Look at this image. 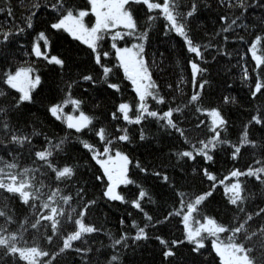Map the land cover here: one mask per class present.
Returning a JSON list of instances; mask_svg holds the SVG:
<instances>
[{"label": "trees", "instance_id": "trees-1", "mask_svg": "<svg viewBox=\"0 0 264 264\" xmlns=\"http://www.w3.org/2000/svg\"><path fill=\"white\" fill-rule=\"evenodd\" d=\"M37 2L44 5L47 0H37ZM65 2L69 7L77 10L88 11L89 8L88 0H65ZM160 2L162 3V0ZM190 3L191 0H181V10H186L185 5H190ZM0 8L3 9V12L0 13V24L7 21L6 28L19 24L26 29L23 34L14 37L5 50L0 51V70L9 68L14 72L19 66H31L35 69L33 76L38 75L41 78L40 85L31 93L33 103L23 104L20 119L17 120V117L13 115L12 120L18 126L24 127L25 131L31 132L34 126L43 133V135L33 138V143L37 148L44 144V136L54 142H58L66 135L70 137V142L65 145V151L59 153L55 160L61 166H72L75 169V175L72 180L59 184V187L65 194L72 196L71 204L77 209V212L81 210L85 202L95 201L88 207L84 222L101 230L85 235L83 240L73 242L74 247H91L92 251L87 256L82 257L73 250H66L55 259L41 258V264H44L45 261H50V264H106L113 251L109 247L108 234L111 233L116 237L122 233L134 235L135 229L131 225L133 221H136L141 227L145 226L148 223L145 213L152 217L154 223L163 220L165 216H168V220L166 223L156 224L155 227H147L145 231L148 233L149 239L135 243L129 240V247L121 249V264H167L162 255L161 245L152 237L161 236L168 241L184 239L182 216L175 214L169 216V213L180 210V197L177 193L184 192L191 198L207 193L214 182L207 179L204 170L214 175L217 181L225 180V183L230 185L235 182V178L226 179L230 172L233 169L246 170L250 165L260 167L261 165L255 162L257 159H264V150L242 147L238 158L233 159V149L229 145H218L210 153L213 157L211 161H206L201 155H196L194 159L180 158L175 153L192 150V145L186 143L175 130L161 128L152 118L143 120L139 125L127 124L122 118L113 120L111 113L121 102L128 103L132 107L129 115L134 118L138 98L131 82L124 76L122 68L118 67L119 62L116 60L112 44L115 43L117 47L123 48L130 47L137 41L129 37L112 41L108 34L105 35L104 40L99 42L98 51L101 54V62L113 69L110 81L119 85L120 90L114 91L107 88L106 85L94 87L90 82H80L72 88L71 95L83 102L81 109L86 114L96 118L94 126L97 129L104 126L112 133L113 137L121 134L116 131L117 126L128 130L131 142L115 141L111 145V155L114 156L115 151L119 150L128 156L131 163L128 166L127 175L136 183L118 185V194L122 195L125 201L138 199L140 189L137 185L142 186L148 194L140 201L143 211L133 208L130 203L108 200L103 196L108 184L107 177L104 176L100 165L92 158V153L82 146L77 137L94 145L96 150L103 149L104 144L87 129L81 133L67 129L64 123L51 117L48 112L49 106L59 104L64 100L68 82L79 80L83 75L90 74L94 77L102 75V69L96 64L94 54L87 45L73 39L68 33L52 29L50 24L56 21V13L43 6L37 10L29 8V0H24L23 3L21 0H0ZM9 8L13 13L11 18L7 15ZM130 8L141 29L147 23L149 15L158 16L151 22V27L147 29L144 57L150 66L152 80L158 86L156 91L164 97L166 102L157 104L149 98L150 110H157L162 114L169 107L188 105L184 108L183 113H174V119L179 122L182 128L188 130L185 135L195 143L199 139L212 135L207 130L211 121L206 112L212 108L219 109L228 122L225 126L226 131L221 133L222 137L237 143L243 132V126L253 115H256L257 108H260L264 114V95L258 94L257 98L253 99L250 94L254 88L257 74L251 71L255 62L248 51L255 37L258 34L264 35V26H256L258 24L256 17L264 12V9L249 8L245 16L238 21L241 26H234L233 31L224 33L221 32V28L225 26V23L230 22L233 14L240 15L241 9L229 8L227 0L223 7L219 0H203L196 16L189 24L188 35L194 43L214 45L206 51L201 49L207 61L204 62L196 58L194 53L187 51L184 39L178 36L174 30L166 33L167 21L161 14L158 12L149 13L143 4H131ZM30 11H36V16L33 18V28L27 29L24 17L29 15ZM254 12L256 15H253ZM222 16H228L229 21L222 22L220 19ZM40 32H45L48 38L46 55L49 58L56 56L62 59L64 61L63 68L49 64L44 58L37 59L31 54L32 44L36 42V37ZM217 33L220 34L216 35ZM225 36L228 37L227 41L224 39ZM239 37L244 38L243 42L239 40ZM39 44L41 50L45 51L44 42L39 41ZM259 47L260 51L257 54L264 55V44ZM217 49H220V52ZM26 52L29 55H25ZM105 52L108 53L107 57L103 56ZM190 60L207 69L203 76H198L195 89L192 83ZM244 68L249 69L250 78L248 80L242 78ZM181 78L184 81L182 84L180 83ZM205 79L208 83L201 91L200 100L189 104L193 92L200 91L199 82ZM178 84L180 85L179 91L177 90ZM0 88L7 89V85L0 84ZM7 91V96L0 97V104L9 103L11 97L19 95L14 90L7 89ZM225 96L234 97L235 102L225 104ZM196 106H200L204 112H196ZM64 112L72 115L79 114L73 112L71 105L65 107ZM200 121H204L205 124L199 129L195 128V125ZM141 130L145 136L144 140L140 139ZM248 131L250 139L257 141L264 139V128L261 126L253 124ZM254 151L256 155H253ZM0 155L11 159L7 149L0 148ZM33 160L34 157L29 158L27 152H23L20 156V167H40L42 165L40 161H36L33 165ZM137 162L147 168L149 173L159 171L162 176L167 175L168 182H163L162 176L145 175L136 166ZM44 171L48 172V175L39 176L38 174V180L43 179L45 184L50 186L45 189L47 192L56 187L57 182L48 169L45 168ZM97 177H101V179L98 180ZM240 179L246 181L245 188L253 194L245 205L247 210L254 212L257 206L264 207V195H261L264 193V185L258 184L254 177H241ZM80 189H83V192L78 195ZM8 196V193H2L0 200ZM7 203L11 207V214L14 215L18 223H23L25 217L31 221L35 220L34 210L20 203L18 197L9 198ZM55 206L63 207L66 211L70 210L68 206L59 201ZM236 214V207L229 204L225 196L224 185H218L213 190V194L199 206V212L193 215L201 221L204 216H208L214 218L218 223L228 226L233 223ZM241 217L243 218V214ZM260 222V219L257 218L252 221V224ZM0 223H3V218H0ZM18 223L8 225L9 229L15 231ZM43 223L49 224L50 222L44 221ZM192 224L198 226L194 220ZM74 228L73 224L66 223L63 235L66 236ZM51 234L50 227H42L39 232L29 229L24 233L29 245L35 243L41 249L54 254L59 247H62L63 237H54L50 243L47 237ZM228 235L227 232L223 233L221 238L227 239ZM212 239L208 237L205 240L206 247L200 250L201 254L192 252L193 246L190 244L179 245L174 249L176 257L170 258L172 264H220L219 257L211 248ZM97 249L100 251L97 252ZM19 264H25V262L20 261Z\"/></svg>", "mask_w": 264, "mask_h": 264}, {"label": "snow or ice", "instance_id": "snow-or-ice-1", "mask_svg": "<svg viewBox=\"0 0 264 264\" xmlns=\"http://www.w3.org/2000/svg\"><path fill=\"white\" fill-rule=\"evenodd\" d=\"M24 0H21L23 3ZM220 5L223 7L225 0H219ZM91 6V14L95 16V24L91 27H87L84 22V18L89 15L87 10H77L69 7L65 0H47V3L41 5L37 0H29L30 9H40L42 6L50 11L56 13V21L50 24V27L57 31H64L68 33L73 39L80 41L87 45L94 54V59L97 65L102 69V75L94 77L93 75H83L79 80H73L67 83V94L64 100L59 104L49 106L48 112L54 119L61 121L67 127V129L74 130L75 133H81L84 130H88L90 133L95 134L99 141L104 144L103 151L96 150L95 146L87 141L80 139L82 146L92 153V158L100 165L104 171V176L107 177L108 184L103 196L110 201H120L130 203L133 208L139 211H143L141 200L148 194L145 192L142 186L137 185L140 189L138 192V199L133 201H125L124 197L117 192L118 185L134 184L135 181L128 178V166L131 163L128 156L121 151L116 150L115 155H111V145L115 141L119 142H131L128 135V130L117 126L116 131L120 132L119 136L113 137L112 133L108 131L104 126H100L98 129L94 126L95 117L86 114L81 109V100L74 98L71 95V90L80 82H90L94 87L98 85H106L107 88L114 91H119V85L110 81V75L113 69L105 66L101 62V54L98 51L99 42L105 39V35L110 34L112 41L122 40L125 37H129L137 41L130 47H117L115 43L112 47L115 49L116 60L119 62L118 67L123 69L124 76L133 85V90L138 98V105L135 106V117H130L129 113L132 111V107L128 103L121 102L117 106L116 110L111 113L113 120L123 119L127 124H141V122L147 118H152L157 121L161 128L173 129L185 140L186 143L192 145V150H184L175 153L180 158L194 159L196 155H201L206 161L213 159L210 154L218 145H229L232 149V158L237 159L241 153L242 147H250L254 150H264V139L252 140L249 138L248 129L253 125H259L264 128V114L260 108H257L256 115H253L251 119L243 126V132L239 137L237 143H233L222 137L221 133L226 131L227 120L222 116L221 111L216 108H212L206 112V115L210 117V125L207 126V130L212 133L211 136L199 139L195 143L185 135V128H182L177 120L174 119V113H183L184 108L188 105H177L175 108L169 107L162 114L157 110H150L148 99L151 98L157 104H164L166 101L164 97L160 96L157 89V84L152 80L150 66L148 65L145 57V45L144 41L147 39V29L151 27V22L156 20L158 16L149 15L147 17V23L144 28L141 29L134 15L131 11V4H143L146 6L149 13L158 12L167 21L166 33L175 31L178 36L184 39L189 53H194L195 57L201 61L207 62L201 49L205 51L214 47L211 43L197 44L188 35L189 24L196 16L203 0H191L190 5H185L186 10H181V0H88ZM229 8L241 9L240 15H234L230 19V22L225 23V26L221 28V32L227 33L234 30L235 27L241 25L238 21L248 12L249 8L264 9V0H227ZM3 9L0 8V13ZM7 15L11 18L13 16L12 9L7 10ZM253 15H256L254 12ZM36 16V11H30V14L24 17V24L27 29L33 28V18ZM258 24L256 26H264V12L257 15ZM222 22L229 21L228 16L220 17ZM7 21L0 24V51L7 48L13 38L19 36L25 32V27L14 24L8 26L5 25ZM252 27V26H249ZM117 29H123V31H117ZM217 33L216 35H219ZM225 41L228 37H224ZM243 37H239V40L243 42ZM39 41L44 42L45 51L41 50ZM264 44V35L258 34L255 37L254 42L251 43L248 51L251 53L252 60L255 62L252 72H255L256 82L254 88L251 90V97L257 98V95H264V55H258L260 47ZM48 45V38L45 32L38 33L36 42L32 44L31 54L37 59L44 58L49 64H55L63 68L64 61L56 56L48 57L46 55V49ZM23 47V45H21ZM220 52V49H217ZM227 54V53H225ZM29 55V53H25ZM108 53H103L104 57H107ZM163 56V53H161ZM215 59V58H213ZM192 73V83L195 89L198 81V76H203V73L207 71L200 67L197 63L189 61ZM35 69L31 66H19L15 71L6 68L0 70V84L7 85V89L14 90L19 93L18 97H11V101L6 104H0V148L7 149L8 156L11 159H7L0 155V194L8 193V197H4L0 200V218H3V223H0V264H19L20 261L25 264H41V258L50 257L55 259L56 256L62 254L66 250H73L79 253L82 257L87 256L91 251V247H74V241L83 240L87 234H92L101 231L94 226L87 225L84 222V216L88 207L95 201L85 202L79 212L72 207V196L65 194L59 187V184L72 180L75 175V169L69 165H59L55 157L65 151V145L70 142L69 136H64L54 142L47 136H44V144L37 148L33 143V138L43 135L34 126L31 132L25 131L24 127H20L17 123H14L12 116L15 115L17 120L22 116V105L25 103H33V97L31 93L40 85L41 78L38 75L33 76ZM244 80L250 78V72L248 68L243 69ZM180 83H184L181 78ZM208 81L202 80L199 82L200 91H194L190 97L189 104H193L200 100L201 91L204 89ZM171 88V85H169ZM231 87V85H229ZM7 89L0 88V97L8 95ZM87 91V89H85ZM177 90H180V85H177ZM235 102L234 97L225 96L224 103ZM68 105L72 106L73 112H78L79 115L67 114L64 112V108ZM196 112H204L200 106H196ZM119 113V115H117ZM204 121H200L195 125V128L199 129L204 125ZM140 139L144 140L145 136L143 130H141ZM199 145V146H197ZM23 152H27L29 158L34 157L33 165L36 161L42 162L40 167L25 166L20 167V156ZM256 155V152H253ZM104 156L106 159H101ZM257 164L260 167L250 165L246 170L233 169L230 175L226 179L235 178V182L229 184L225 183V180L217 181V178L210 174L207 170H204V174L209 181L214 183L211 185L210 190L207 193L199 194L195 198H191L184 192H178L180 197V210L170 215L182 216L184 239L183 240H171L168 241L161 236H154L162 248V255L164 261L167 264H172L170 258L176 257L175 248L179 245L187 243L192 245L191 251L196 254H201V249L206 247L205 240L208 237L213 238L211 240V248L215 255L219 257L220 264H264V207L257 206L254 212H249L245 207L246 203L252 198V193L245 188L246 181L241 180V177L255 178L256 182L260 185H264V159H257ZM136 166L145 173V175H154L161 177L162 174L159 171H153L149 173L147 168L142 167L139 162ZM48 169L57 182V186L50 191H45L50 187L46 185L43 179L38 180L39 176L48 175L44 169ZM101 179V177H97ZM162 181L167 183V175L162 176ZM218 185H224V193L228 200V203L235 206L237 214L233 218L231 225L225 226L218 223L214 218L204 216L203 221L198 217H194V213L199 212V206L213 194V190ZM83 192L80 189L78 195ZM264 195V193H261ZM18 197L20 203L33 209V215L36 217L34 221H31L28 217L24 218L23 223H18L11 214V207L7 203L9 198ZM82 198V197H81ZM150 199V197H149ZM68 206L69 211H66L63 207L55 206L57 202ZM46 210V211H41ZM243 214V218L241 217ZM148 223L141 227L136 221H133L132 228L135 229V234L130 235L128 233H122L119 237L108 234L110 241L109 247H111L112 254L106 261V264H121V249L129 247L128 241L131 240L134 243L147 240L150 237L145 231L147 227H155L158 223H166L168 216H165L163 220H158L155 223L151 216L147 213L144 214ZM259 218L260 223L253 225L252 221ZM198 226H193L192 221ZM50 222L44 224L43 222ZM12 223H18V227L15 231L9 229L8 225ZM73 224L75 226L66 236L63 235V229L65 224ZM123 224V221H121ZM42 227H50L51 235L47 237L51 243L54 237L62 236L63 244L59 247L58 251L54 254H50L49 251L43 250L33 243L29 245L25 238L24 233L29 229L39 230ZM229 233L227 239H222L221 234ZM88 243L87 241H84ZM103 247V245H102ZM97 252L100 249L96 250ZM44 264H50V261H45Z\"/></svg>", "mask_w": 264, "mask_h": 264}, {"label": "rangeland", "instance_id": "rangeland-1", "mask_svg": "<svg viewBox=\"0 0 264 264\" xmlns=\"http://www.w3.org/2000/svg\"><path fill=\"white\" fill-rule=\"evenodd\" d=\"M88 12H89V15L86 16V17L84 18V22H85V25H86L87 27H91V26H93V25L95 24V16L91 14V6H90V5H89V8H88ZM121 30H122V29H117V31H121ZM115 55H116V53H115ZM122 72H123V69H122ZM123 74H124V73H123ZM132 86H133V85H132ZM78 115H79V114H78ZM98 151L102 152L103 149L98 150ZM100 158H101V159H106V157H104V156H101Z\"/></svg>", "mask_w": 264, "mask_h": 264}]
</instances>
